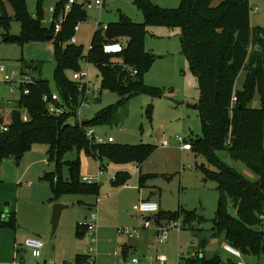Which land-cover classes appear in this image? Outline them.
Returning <instances> with one entry per match:
<instances>
[{
	"label": "rangeland",
	"instance_id": "obj_1",
	"mask_svg": "<svg viewBox=\"0 0 264 264\" xmlns=\"http://www.w3.org/2000/svg\"><path fill=\"white\" fill-rule=\"evenodd\" d=\"M59 1L41 0L46 14L42 18L46 25L49 24V8L55 7ZM151 1L166 9L177 8L181 3V0ZM3 2L10 17L8 32L15 36L20 35L21 23L16 19L12 5L7 0ZM38 2L39 0H27L32 15L38 12ZM101 2L100 6L86 7L88 17L80 22V29L76 33L85 57L99 24H114L123 16L137 23L144 22V15L135 0ZM250 2L252 23L255 26H264V0ZM71 7L66 3L62 11L68 15ZM8 32L0 31V65L3 64L8 72L22 74V65L30 64L27 69L24 68L27 71L25 76L42 77L48 81L50 89L55 91V40L21 45L16 41H5L4 35ZM144 48L154 56L152 65L143 75L144 84L153 90L136 93L124 100L117 92L101 89L97 66L86 59L81 61V70L87 71L86 79L95 90L93 101L88 108L82 109V115L91 120L104 109L116 107L113 120L95 125V133L105 139L113 136L117 144H149L154 146L153 152L141 165L124 164L126 166L123 167L128 169L131 176L120 186H114L110 182L120 167L118 164L105 160V168H101V162L83 150L78 152L73 149L67 152L58 173L56 160L50 158L51 147L48 143H35L19 161L6 159L0 164V215L3 216L0 220H5L7 213L14 212L16 226H5L0 221V264L13 262L16 248L22 249L29 264L44 261L60 264L64 260L73 263L77 253L91 254L95 264H125L124 259L132 257L138 258L142 264H155L160 255L168 258V264H180L181 257H187L190 252L200 248H203L204 255H217L225 264H264V255H243L240 258L229 256L223 249L226 242L213 236V219L218 209L220 192L214 181H204L202 168L214 169V162H209L194 147L192 150H185L183 143L177 140L181 136L191 142L203 135L198 108L201 95L199 79L184 54L181 29L148 26ZM112 61L117 64L122 62L120 59ZM32 64L39 68L34 70ZM128 72L131 77L136 75L132 68ZM71 73L72 71H68L67 74ZM245 75L246 72L239 74L236 87H242ZM19 78L18 76L14 81L8 82L0 77V101L7 106L1 112L7 122L11 114L8 111L14 106L18 107L16 99L21 96ZM260 104V97L256 93L251 105L260 107ZM21 117L24 121L29 120V114L24 107L21 108ZM164 140L169 141V145H163ZM217 156L245 177L256 178L244 163L232 159L228 150L218 151ZM78 159L81 162V180L85 175L98 179L97 182L102 184L99 194L64 193L55 196L51 185L53 180L48 179L47 175L57 174L64 180L68 179V165ZM141 174H152V177L145 180L144 186L140 184ZM147 195H153V199L160 206L159 211H179V218L169 221H178L177 226H170L167 231L168 238L164 242L157 240V232L166 221H159L158 213L141 214L133 209ZM55 204L66 207L61 213L56 231L52 233ZM89 204H94L93 210H97L99 218L95 241L88 230L82 237L77 235V224L86 223L90 219L92 209L88 208ZM181 208L198 215L193 228L183 227L184 216ZM229 210L236 215L231 204ZM146 221L151 224L146 226ZM119 228L137 229L138 235L119 233ZM31 237L44 241L39 259L34 258L31 250L24 245ZM126 244L133 249L124 256L122 249Z\"/></svg>",
	"mask_w": 264,
	"mask_h": 264
},
{
	"label": "trees",
	"instance_id": "obj_2",
	"mask_svg": "<svg viewBox=\"0 0 264 264\" xmlns=\"http://www.w3.org/2000/svg\"><path fill=\"white\" fill-rule=\"evenodd\" d=\"M13 7L16 19L21 23L20 35L8 32L10 17L5 3L0 0V31L6 30L5 41H16L23 45L27 42L51 40L56 44V69L54 79L57 91L68 104L78 105L81 100L79 83L72 79V73L81 70V61L93 63L100 73L101 89L117 92L122 100L136 93L152 88L144 84L143 75L153 63L154 56L144 48L148 26H167L179 28L182 32L183 51L193 73L199 79L200 101L198 104L203 135L191 141L192 149L203 154L215 168L203 167L204 181L212 180L220 192L218 209L213 219V236L238 249L242 255H264V26H252L250 0H181L174 9H166L151 0H135L144 15V22L137 23L122 17L117 23L94 31L87 57L81 45L70 43L75 26L87 19L84 3L75 2L62 24L61 32L56 34L54 23L43 22L45 12L38 2V12L32 15L27 0H7ZM69 0H60L55 6L54 17L58 18ZM46 15V14H45ZM35 16V17H34ZM110 42H120L121 53H105L103 46ZM112 59H120L117 64ZM21 75H26L22 65ZM126 66H129V68ZM36 70L38 65L32 64ZM137 71L134 77L129 70ZM27 69V68H26ZM68 71H72L68 75ZM246 72L241 88L236 87L240 73ZM21 86L18 107L11 110L9 121H4L0 110V164L6 159L20 160L22 155L35 143H48L51 147L50 158L56 160L58 170L64 155L76 149L85 151L101 162L137 163L141 165L150 156L154 146L149 144L122 145L117 143H95L86 136L85 128L113 120L116 107L99 112L93 119H86L83 126L72 124L69 114L50 115L43 98L51 94L48 81L34 77V81ZM25 88L29 89L24 94ZM131 88L136 89L132 91ZM84 90V89H83ZM82 90V91H83ZM138 91V92H137ZM260 97V107H252L253 96ZM72 98L69 100V98ZM235 99V101H234ZM69 100V101H68ZM4 104L0 103V108ZM29 114V120L21 117V108ZM7 124L5 131L2 126ZM228 150L232 159L241 161L256 175L249 179L222 161L218 151ZM70 176L64 180L61 175H47L55 196L64 193L87 195L99 194V182L88 183L81 180V162H71ZM55 173V172H54ZM131 174L120 170L110 182L114 186L125 184ZM54 177V178H53ZM152 174H141L140 184ZM236 215L229 210V205ZM179 211H159V221L165 223L179 218ZM185 228H193L198 215L182 209ZM3 225L15 227V213H7ZM3 218V217H2ZM196 219V220H195ZM87 232L84 223L77 224V235ZM202 240V242H204ZM203 250V248H201ZM187 264H225L216 255H197L182 257ZM93 260L91 254L77 253L74 264H85ZM69 263L68 264H73ZM58 264V263H35ZM62 264V263H60Z\"/></svg>",
	"mask_w": 264,
	"mask_h": 264
},
{
	"label": "built area",
	"instance_id": "obj_3",
	"mask_svg": "<svg viewBox=\"0 0 264 264\" xmlns=\"http://www.w3.org/2000/svg\"><path fill=\"white\" fill-rule=\"evenodd\" d=\"M75 2L76 0H69V3H68L69 7H71V5ZM101 4H102L101 0H95L94 3L85 2L83 4V8L85 9L86 7L90 8V7H93L94 5L100 6ZM54 13H55V7L54 6L50 7L47 21L49 23H54L55 33L58 34L61 32L62 24L66 20L67 15L63 11L58 18H55ZM103 26L107 27V25H103ZM79 29H80V22L74 28L75 33L72 36L70 43H74V44L78 43V38H77L76 33L79 31ZM103 50L105 53H108V54L121 53L124 50V47H123V44L120 42H110V43H106L103 46ZM136 72L137 71H135V73ZM0 74L2 76V79L8 82L14 81L15 78L19 76L20 78L18 82L20 85H26L34 81V77H31V76L26 77L15 71L8 72L7 68L3 64L0 65ZM20 75L23 77H21ZM87 75H88L87 71H82V70L72 73V79L79 83V90L82 92L81 100L78 105L73 104L70 106L67 100H65L57 91H54L51 94L44 95L43 100L46 103L47 111L50 115L60 116L63 114H69L70 115L69 121L72 124H78L80 126H83V122L86 120V118L82 115V109L88 108L90 106L91 102L93 101L92 96L95 95V90L92 88L90 81L86 79ZM28 93H29V89L25 88L24 94H28ZM71 99L72 98L70 97L69 100ZM9 104H12V101H9ZM2 129L6 131L8 129L7 124H4L2 126ZM85 132H86V136L88 137V139L95 143L102 144V143H114L115 142V139L113 136H108L105 139L102 136L97 135L95 133V129L93 126L86 127ZM177 140L183 143V148L185 150H192L191 142H188L185 138L181 136H178ZM163 145L165 146L169 145V141L164 140ZM83 180L88 183H94L98 181V179L92 176H84ZM133 209L136 212L141 213V214L158 213L160 210L159 204L157 202L150 201V200H142L141 202L135 204L133 206ZM2 217L3 216L0 215V218ZM98 220L99 218H98L97 210H93V207H92V212L90 214L89 221H87L86 223L84 222L83 223L86 226L87 230L90 232V234L93 236V241L96 240L94 236H95V232L98 227ZM149 221L145 222L146 226H149L151 224ZM177 223L178 221L171 222L169 224L165 223L162 226H160V229L157 232V240L160 242L166 241L168 238V235H167L168 229L170 228V226H177ZM118 231L119 233L126 234V235H131V236L138 235L137 229L119 228ZM24 245L25 247L31 250L34 258L39 259L42 256V249L44 247V241L41 240L40 238H37V237L28 238L25 241ZM224 249L234 257L240 258L243 256L242 253L238 249H236L235 247H233L232 245L228 243L224 244ZM201 253H202V249L200 248V249H197L191 252L189 257H196L197 255H201ZM167 261H168V258L165 255H160L157 257V262L155 264H167ZM124 262L125 264H142L141 261L136 257H132L130 259H124ZM181 262L182 263L180 264H187L186 261L184 260H182ZM6 264H29V263L16 257L13 262H8ZM85 264H95V263L93 260H90L89 262Z\"/></svg>",
	"mask_w": 264,
	"mask_h": 264
},
{
	"label": "crops",
	"instance_id": "obj_4",
	"mask_svg": "<svg viewBox=\"0 0 264 264\" xmlns=\"http://www.w3.org/2000/svg\"><path fill=\"white\" fill-rule=\"evenodd\" d=\"M76 2H78V3H81V2H79L78 0H76ZM83 3H85V2H83ZM252 26H255L253 23H252ZM0 77L2 78V76H1V74H0ZM16 101H18L17 99H16ZM0 103H2L1 101H0ZM17 104H18V102H16ZM4 104V106H3V108H0V110L3 112L4 110L3 109H5L4 107L6 106L5 105V103H3ZM7 107V106H6ZM14 108H17L16 106H14ZM13 108V109H14ZM13 109H11V110H13ZM11 110L10 111H8V112H11ZM116 164V163H115ZM126 164H129V163H126ZM120 167L116 170V172L117 171H120V170H124V171H128V169L127 168H125V167H123V166H126V165H124V164H118ZM136 166H138L137 164H136ZM100 167L102 168V166L100 165ZM115 172V173H116ZM129 172V171H128ZM115 173H114V175H115ZM113 175V176H114ZM86 176V175H85ZM99 181V180H98ZM145 200H150V201H154V202H157V201H155V199H153V195H147L146 197H145ZM158 203V202H157ZM94 206V204H89L88 205V208H90V209H92V207ZM159 208H160V206H159ZM224 244V243H223ZM133 249V247H131L130 245H125L124 247H123V249H122V253H123V255L124 256H127L128 254H129V252L131 251ZM223 249H224V247H223ZM225 250V249H224ZM226 251V250H225ZM15 258L17 257V258H19V259H22V260H24V261H28V259L26 258V256L22 253V249H15ZM227 252V251H226ZM191 253V252H190ZM190 253L188 254V256L190 255ZM228 253V252H227ZM229 254V256H231V257H234V256H232L230 253H228ZM203 255H204V250H203ZM208 256H212V255H208ZM236 258H238V257H236ZM182 259V258H181ZM183 260V259H182ZM44 262H47V261H44ZM69 262V261H68ZM37 263V262H36ZM34 264V263H33ZM167 264H168V261H167Z\"/></svg>",
	"mask_w": 264,
	"mask_h": 264
},
{
	"label": "water",
	"instance_id": "obj_5",
	"mask_svg": "<svg viewBox=\"0 0 264 264\" xmlns=\"http://www.w3.org/2000/svg\"><path fill=\"white\" fill-rule=\"evenodd\" d=\"M49 39H53V36H50ZM65 205L62 204H55L53 207V215H52V226H53V230L52 233H54L58 227V223H59V219L61 216V213L63 211V209L65 208ZM45 263V262H44ZM62 264H68L67 260H64L62 262Z\"/></svg>",
	"mask_w": 264,
	"mask_h": 264
}]
</instances>
